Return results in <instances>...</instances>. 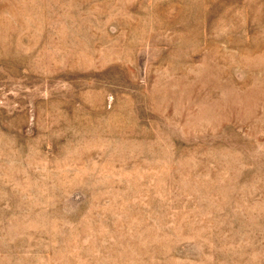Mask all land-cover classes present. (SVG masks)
Returning a JSON list of instances; mask_svg holds the SVG:
<instances>
[{"label":"rangeland","instance_id":"1","mask_svg":"<svg viewBox=\"0 0 264 264\" xmlns=\"http://www.w3.org/2000/svg\"><path fill=\"white\" fill-rule=\"evenodd\" d=\"M0 264H264V0H0Z\"/></svg>","mask_w":264,"mask_h":264}]
</instances>
